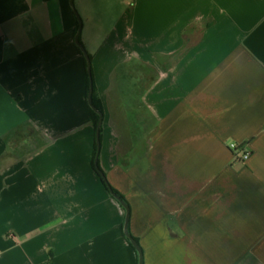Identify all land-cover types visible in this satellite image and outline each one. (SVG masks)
Masks as SVG:
<instances>
[{"label":"crops","instance_id":"crops-1","mask_svg":"<svg viewBox=\"0 0 264 264\" xmlns=\"http://www.w3.org/2000/svg\"><path fill=\"white\" fill-rule=\"evenodd\" d=\"M140 263L264 264V0H0V264Z\"/></svg>","mask_w":264,"mask_h":264},{"label":"water","instance_id":"water-1","mask_svg":"<svg viewBox=\"0 0 264 264\" xmlns=\"http://www.w3.org/2000/svg\"><path fill=\"white\" fill-rule=\"evenodd\" d=\"M70 4H71L72 7H74L73 0H70ZM80 34H81V23H80V20H79V29H78V32H77V35H76V43L80 47V49L82 50V52H83V54L85 56V59H86V63H87V73H88V76H89V79H90V88H89V93H88V104H89L90 108L95 113H97L98 116H99V121H98L97 128H96V146H97V152H96V158H95V161H94V165H95V168L98 171V173L100 175H103L102 171H100V169L98 167V157H99L100 148H101L100 128H101L102 121H103V114L100 111H98L96 109V107L93 105V98H92V96H93V86H92V80H91V61H90V58H89L87 52L84 50V48L82 47V45H81V43L79 41ZM110 193L120 203V205L126 211V218H125V223H124V233L128 237V239L131 241L132 245L139 252L140 259H141V257H142L141 250H140L137 242L131 237V235L129 234V231H128L129 218H130V210H129L128 206L124 203V201H122L120 199V197H118L116 194H114L112 192V190H110Z\"/></svg>","mask_w":264,"mask_h":264},{"label":"trees","instance_id":"trees-1","mask_svg":"<svg viewBox=\"0 0 264 264\" xmlns=\"http://www.w3.org/2000/svg\"><path fill=\"white\" fill-rule=\"evenodd\" d=\"M91 80H92V86H93V105L96 107V109L98 111H100L102 114H103V110H102V106L100 104V102L96 99L95 97V93H94V85H93V77H92V73H91ZM89 88H90V79H89V76H88V93H89ZM91 115H92V120H93V125L95 127V129L97 128V124H98V121H99V116L97 113H95L92 109H91ZM96 152H97V146H95V149H94V157L96 156ZM96 169V168H95ZM97 171V170H96ZM98 172V171H97ZM101 178H102V181L104 183V185L106 186V188L108 189V191L110 192V190H112V192L114 194H116L118 197H120V199L122 201H124V203L126 204L123 196L118 193L116 190H114L107 182L106 178H105V175H100ZM114 198V197H113ZM127 205V204H126Z\"/></svg>","mask_w":264,"mask_h":264},{"label":"built area","instance_id":"built-area-1","mask_svg":"<svg viewBox=\"0 0 264 264\" xmlns=\"http://www.w3.org/2000/svg\"><path fill=\"white\" fill-rule=\"evenodd\" d=\"M229 148L234 154H236V156H238L239 160L243 163L247 162L251 156V150L247 145L244 149H241V147H239L237 144L231 143L229 145Z\"/></svg>","mask_w":264,"mask_h":264},{"label":"rangeland","instance_id":"rangeland-1","mask_svg":"<svg viewBox=\"0 0 264 264\" xmlns=\"http://www.w3.org/2000/svg\"><path fill=\"white\" fill-rule=\"evenodd\" d=\"M74 8L76 9V0H73Z\"/></svg>","mask_w":264,"mask_h":264}]
</instances>
